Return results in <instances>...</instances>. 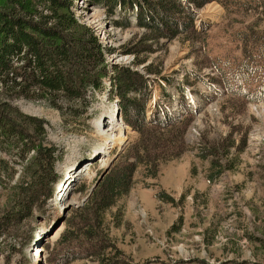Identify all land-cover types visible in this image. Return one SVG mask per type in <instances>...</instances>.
Segmentation results:
<instances>
[{
    "label": "rangeland",
    "instance_id": "374dc122",
    "mask_svg": "<svg viewBox=\"0 0 264 264\" xmlns=\"http://www.w3.org/2000/svg\"><path fill=\"white\" fill-rule=\"evenodd\" d=\"M77 1L76 17L104 48L108 75L101 89L86 91L84 112L81 102L69 107L61 98L56 107L44 100L16 101L20 110L46 121L48 138L62 152V159L56 164L60 178L54 195L43 212L14 223L8 234H0V264H58L53 252L66 227L63 222L88 203L138 138L123 120L125 136L121 128L114 135L101 131L108 128L105 120L110 106L109 117L118 121L113 117L114 109L119 108L118 98L112 96L114 69L130 66L145 73L152 65L159 66L160 72L144 74L150 86L146 116L158 117L163 110L183 121L176 124L185 121V148L181 155L158 166L156 176L149 173L148 165L135 163L128 192L104 213L100 229L119 253L115 260L119 264H264V100L245 101L234 96V83L231 91L227 86L234 81V66L243 62L245 52L254 57L260 53L255 41L264 37V0L211 1L194 8V36L160 39V50L140 65H134L133 56L119 49L146 31L134 25L114 26L104 9L89 0ZM252 84L244 85V91L252 92ZM71 108L78 110L76 116L68 114ZM151 131L156 132L154 128ZM112 140L115 146L125 144L119 152L114 146L95 158V150ZM147 141L145 149L153 148V138ZM233 141L234 146L229 147ZM132 155L129 162L135 161ZM81 163L84 165L76 171L75 166ZM23 164H17L18 172ZM217 171L209 181V175ZM103 172L104 177L98 180ZM66 176L68 191L60 198H69L61 206L57 189ZM6 202V191L0 190V209ZM68 206L61 216L62 207ZM61 218L63 222L46 237L51 225ZM74 255L68 264H100L84 258L82 252Z\"/></svg>",
    "mask_w": 264,
    "mask_h": 264
},
{
    "label": "trees",
    "instance_id": "16d2710c",
    "mask_svg": "<svg viewBox=\"0 0 264 264\" xmlns=\"http://www.w3.org/2000/svg\"><path fill=\"white\" fill-rule=\"evenodd\" d=\"M211 1L222 2L89 0V3L104 9L114 26L134 25L146 31L119 49L122 54L133 56L134 65H140L160 50V39L172 40L181 34L194 36V8ZM77 3V0H0V190H5L7 196L0 209V234H8L14 223L42 213L60 178L56 164L62 159V152L49 140L46 121L23 112L16 101L44 100L56 107L61 98L69 107L81 102L84 112L86 91L101 89L102 80L108 75L104 48L92 31L78 21L74 12ZM114 16L118 19H113ZM255 44L260 53L254 57L246 51L243 62L234 66V81L227 83L229 91L234 83V96L248 102L264 100V37ZM159 69L152 65L144 73L130 66L115 67L112 96L119 100L123 122L137 132L138 138L100 182L88 203L63 222L66 227L53 252L58 264H68L74 254L81 252L84 258L91 257L100 264H117L119 261L114 257L117 249L110 244L107 234L100 233L104 213L128 192L136 164L148 165L149 173L156 176L158 166L184 151L185 121L176 124L163 110L158 117L146 116L150 86L144 74L159 75ZM221 78L229 81L226 76ZM251 83L252 92L244 91V85ZM68 111L71 117L78 113L73 108ZM153 128L156 132L151 131ZM152 138L153 148L145 149L147 140ZM233 146L234 141L229 147ZM131 153L134 162L128 161ZM200 156L204 157L202 152ZM22 162L18 172L17 164ZM219 172L210 174L208 180Z\"/></svg>",
    "mask_w": 264,
    "mask_h": 264
},
{
    "label": "bare ground",
    "instance_id": "6f19581e",
    "mask_svg": "<svg viewBox=\"0 0 264 264\" xmlns=\"http://www.w3.org/2000/svg\"><path fill=\"white\" fill-rule=\"evenodd\" d=\"M217 9L216 8H214L213 10H212V12H214L215 13V11H216ZM116 108H117V106H116ZM108 110H110V115H112V108H111V106H110V109H108ZM114 110H116V109H114ZM107 115H109L108 113L105 115V116H107ZM109 115V116H110ZM104 116V117H105ZM108 116V119H106L105 121L107 122H109V125H108V128L107 129H101V131H102V133H105V134H109V135H114L115 134V130H119L120 128L123 130V134H124V136H125V133H124V125H122V123H121V126H119V123H118V121H116L115 119H113V118H111V117H109ZM113 117H115L116 118V112H115V116H113ZM117 119V118H116ZM111 121L114 123V124H110L111 123ZM116 121V122H115ZM98 122H99V120H98ZM97 122V123H98ZM97 123H96V126H97ZM110 126V127H109ZM126 139V138H125ZM114 140H112L111 141V143L110 144H102V146L99 148V149H97V151L95 150V154H97V156H95V158L97 157L98 158V156L101 154L102 156L101 157H103L107 152H105L106 150L107 151H109V150H112V149H114V148H117V149H121L122 148V146L125 144L124 142H125V140H123V141H121L120 143H119V145L120 144H122V143H124L122 146L120 145V146H115V144L114 143H112ZM115 146V147H114ZM114 147V148H113ZM112 148V149H111ZM105 153V154H104ZM104 154V155H103ZM76 167V166H75ZM73 168H74V166H73ZM65 176V175H64ZM68 177V176H67ZM64 178V177H63ZM69 178V177H68ZM71 182V181H70ZM59 186V185H58ZM68 191V190H67ZM66 195L68 194L67 192L65 193ZM66 196H64V198H65ZM61 199V206H62V204H63V202H64V200H66V199H68L69 197H68V195H67V197L65 198V199ZM67 202H69V200H67ZM68 207H70V206H68ZM68 207H63L64 209H66V208H68ZM58 233H59V230L55 233V235H58ZM37 242L35 243V246H37ZM36 256V255H35Z\"/></svg>",
    "mask_w": 264,
    "mask_h": 264
},
{
    "label": "water",
    "instance_id": "95a60500",
    "mask_svg": "<svg viewBox=\"0 0 264 264\" xmlns=\"http://www.w3.org/2000/svg\"><path fill=\"white\" fill-rule=\"evenodd\" d=\"M119 110L117 111V113H116V117H117V119L118 120H120V117H119ZM124 133H126V131H124ZM121 150V149H120ZM119 150V151H120ZM118 151V152H119ZM117 154V153H116ZM116 157H117V155H115L114 157H113V159H112V161H111V163L116 159ZM81 165L82 164H79V165H77L76 167H75V170L77 171L80 167H81ZM104 172L99 176V179L98 180H101L103 177H104ZM98 180L95 182V187L98 185V183L100 182H98ZM64 187H65V184L63 183L62 184V189H64ZM94 187V188H95ZM60 193H62L63 194V190H61L60 191ZM63 208V207H62ZM70 209V207H68V208H66V209H62V211H61V213H60V215L61 216H64V214H65V212L67 211V210H69ZM63 222V218H61V219H57V221L56 222H54L52 225H51V229L50 230H48V232L47 233H45V236L46 237H49V236H51L52 234H53V232L57 229V227H59V225L61 224Z\"/></svg>",
    "mask_w": 264,
    "mask_h": 264
}]
</instances>
